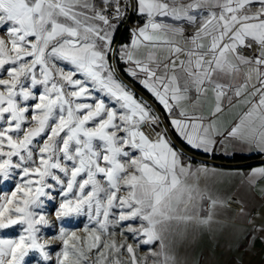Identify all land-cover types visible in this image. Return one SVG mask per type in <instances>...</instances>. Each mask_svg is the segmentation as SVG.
I'll list each match as a JSON object with an SVG mask.
<instances>
[{"label":"snow or ice","instance_id":"6c2138e0","mask_svg":"<svg viewBox=\"0 0 264 264\" xmlns=\"http://www.w3.org/2000/svg\"><path fill=\"white\" fill-rule=\"evenodd\" d=\"M130 14L143 24L121 44ZM0 33V184H15L0 194V232L19 233L0 235V264H26L30 253L38 264H181L175 245L189 239L190 227L193 237L214 224L221 234L239 233L218 219L227 202L200 181L244 175L252 185L264 179V161L248 173L193 162L110 58L127 65L194 151L264 157V0H0ZM142 47L149 51L141 58ZM209 90L206 122L185 104L198 106ZM225 97L250 107L221 131ZM80 217L87 223L71 230ZM253 232L244 234L250 248L264 241V224Z\"/></svg>","mask_w":264,"mask_h":264},{"label":"crops","instance_id":"0c3cea01","mask_svg":"<svg viewBox=\"0 0 264 264\" xmlns=\"http://www.w3.org/2000/svg\"><path fill=\"white\" fill-rule=\"evenodd\" d=\"M138 21L141 25L143 24V20L133 14L127 27L128 29L125 32L126 39L120 42L121 44L130 43L131 29L137 25ZM167 22L175 23L176 26H181L183 24V22ZM184 26L187 29L186 35L190 34L191 29L187 25ZM176 39L183 43L181 37L177 36ZM205 44H207V41H205ZM185 46L187 47L188 45ZM148 51L149 49L142 47L137 55L142 58ZM164 55L165 53H159L161 59ZM119 64L124 71L127 65L120 60ZM125 74L127 75L126 72ZM128 77L132 82L140 85L137 80L130 76ZM240 79L242 81L243 77ZM223 82L228 81L225 80ZM140 86L143 88L142 85ZM258 86L259 85H257V87ZM144 90L151 96V99L162 108L161 112L166 114L163 106L160 105L146 89ZM190 95L195 99L194 92ZM229 95H231V92H229ZM237 99L238 98L233 97L231 106L228 104L227 97L222 101L223 112L218 114L216 118V123L221 131L229 130L238 123L241 116L248 110V107H250V105L237 103ZM239 99H243V97ZM256 100H258V97L253 98V102H256ZM213 106L214 99L211 90H209L205 97H201L198 106L193 107L191 101L185 104V107H187L190 113L194 112L197 115L205 117L206 122L213 119L211 116ZM167 119L169 121L168 126L171 129L172 127L168 116ZM173 132L177 136L174 130ZM177 138L181 140L178 136ZM253 156L255 157L257 155ZM261 163L262 162L237 167L210 164L225 169H241L243 173H248L252 167L259 166ZM200 183L202 187L207 185L214 198L227 201L231 196L236 197V202L240 204L239 209L235 210L233 207L227 205L218 219L227 221L231 227L239 229V233L233 235L229 228L221 234L218 226L214 224L211 228L195 229L196 235L193 237L191 235L193 229L190 227L189 239L183 243L178 242L175 245V251L181 264H184L185 261L187 264H226V262L233 261L237 258H242L243 264H264V241L256 239L254 247L250 248L249 240L244 235L245 233H252V235L255 236L256 233L253 232V225L258 228L260 225L264 224V179H258L254 184L250 185L244 175H229L222 178H208L207 180H201ZM214 233L215 239L213 238ZM237 243H242L244 245L239 251L236 250ZM229 244L232 246L231 250H229Z\"/></svg>","mask_w":264,"mask_h":264},{"label":"water","instance_id":"95a60500","mask_svg":"<svg viewBox=\"0 0 264 264\" xmlns=\"http://www.w3.org/2000/svg\"><path fill=\"white\" fill-rule=\"evenodd\" d=\"M132 15L133 14L129 15L126 23H122L121 24V27H120V30H119V33H118L119 40H121L123 34L128 29L127 27H128V25L130 23ZM111 63L117 65V57L116 56L115 57H111ZM119 75H120V77L122 78V80L125 83H127L128 85L131 86V88L134 90V92H135V94L137 96H139L140 98H143L144 100L148 101L152 105L153 110L156 113H158L160 115V117L162 118V122L160 123L161 127H163V129H164L165 125L168 126V124L166 122V118L164 116V113L161 112V110L159 109V107L157 106L155 101L153 99L149 98L139 87H137L136 85H133V83H131V81H129L120 70H119ZM167 130H168L169 136L173 140L174 146L176 148L183 149V151L186 152L189 157H193L194 159H197L199 161L200 160H204V161H208V162H210L212 164H217V165H221V166H223V165H225V166H234V167L241 166V165H252L254 163H260V162L264 161V157H261V156L251 157L249 159H244V160L230 161V160H224V159L220 160V159H217L215 157L200 155V154H197L195 152L193 153L190 150H188L186 147H184L181 142H179V141H177L175 139V137H174V135H173V133H172V131H171L169 126H168Z\"/></svg>","mask_w":264,"mask_h":264},{"label":"rangeland","instance_id":"374dc122","mask_svg":"<svg viewBox=\"0 0 264 264\" xmlns=\"http://www.w3.org/2000/svg\"><path fill=\"white\" fill-rule=\"evenodd\" d=\"M0 34H3V33H0ZM118 62H119V58L117 57V65H118ZM110 63H111V58H110ZM136 98L137 99H141L137 95H136ZM164 116H165V118H167L166 114H164ZM158 128L159 129L161 128L162 131L164 130L163 127H161V124H159ZM144 130L146 131L147 134L151 133V131H152L151 128H146ZM182 159H184V158L182 157ZM195 161H199V160L194 159L193 162H195ZM17 179H18V177H17ZM14 187H15L14 182L6 181L3 184H0V194H3L4 192H8L10 194V192L12 190H14ZM205 207H206V204H205ZM47 211L50 213V219H52L54 221L55 220L54 208L51 207V205H49V207L47 208ZM84 223H87V218L86 217H80L77 220H75L73 223L69 224L68 227H70L71 230L79 231V229L83 228ZM133 226L134 227H139V221L133 222ZM43 231L46 233L45 238H51V235L53 234L52 232H50L48 230H43ZM4 234H8L9 237H15L19 233H18L17 228H13V229H6V230H3L2 232H0V235H4ZM118 239H119V237H118ZM129 242L130 243H134V241L131 239V235L130 234H129ZM60 247H61V245L59 244V242H57L56 244L51 246L50 252L53 255V257L55 256V251H59ZM149 247H151L153 249H157L158 245L141 246V248L138 250V256L146 255L148 250H149ZM51 249H54V251H52ZM38 260H39L38 253H30L29 257L25 258L26 264H38ZM40 264H42V262H40ZM149 264H152L151 259L149 260Z\"/></svg>","mask_w":264,"mask_h":264},{"label":"trees","instance_id":"16d2710c","mask_svg":"<svg viewBox=\"0 0 264 264\" xmlns=\"http://www.w3.org/2000/svg\"><path fill=\"white\" fill-rule=\"evenodd\" d=\"M125 39H126V34L124 33L123 34V36H122V38H121V40H120V42H123V41H125ZM118 68H119V70L120 71H122V73L124 74V76L129 80V81H131L130 80V78L125 74V72L122 70V68H121V65L119 64V62H118ZM132 82V81H131ZM133 83V85H136L137 87H139L149 98H151V96L140 86V85H138L137 83H134V82H132ZM158 105V104H157ZM158 107H159V109L162 111V108L158 105ZM166 121H167V123H168V125H169V121H168V119L166 118ZM171 131H172V133H173V135H174V137H175V139L177 140V141H179V142H181L182 143V145L184 146V147H186L188 150H190L191 152H195V153H197V154H200V155H203L202 153H200V152H198V151H194L193 149H191L189 146H187L183 141H181V140H179L178 138H177V136L174 134V132H173V129L171 128ZM251 157H254L253 155H251V156H246V155H237L235 158H232V159H228V158H225L224 156H221V155H216L215 156V158H217V159H220V160H230V161H237V160H244V159H249V158H251ZM256 157V156H255Z\"/></svg>","mask_w":264,"mask_h":264},{"label":"built area","instance_id":"2783aa9c","mask_svg":"<svg viewBox=\"0 0 264 264\" xmlns=\"http://www.w3.org/2000/svg\"><path fill=\"white\" fill-rule=\"evenodd\" d=\"M232 201H236V197L231 196L229 199H227V205L233 207L235 210L239 209V205L237 202L232 203Z\"/></svg>","mask_w":264,"mask_h":264},{"label":"bare ground","instance_id":"6f19581e","mask_svg":"<svg viewBox=\"0 0 264 264\" xmlns=\"http://www.w3.org/2000/svg\"><path fill=\"white\" fill-rule=\"evenodd\" d=\"M159 130H161L162 131V129L160 128ZM150 135H153V133H152V131H151V133H149Z\"/></svg>","mask_w":264,"mask_h":264}]
</instances>
